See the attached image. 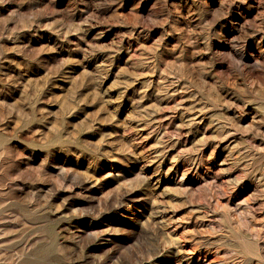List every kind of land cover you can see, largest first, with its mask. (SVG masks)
Segmentation results:
<instances>
[{
    "label": "rangeland",
    "instance_id": "1",
    "mask_svg": "<svg viewBox=\"0 0 264 264\" xmlns=\"http://www.w3.org/2000/svg\"><path fill=\"white\" fill-rule=\"evenodd\" d=\"M0 264H264V0H0Z\"/></svg>",
    "mask_w": 264,
    "mask_h": 264
}]
</instances>
